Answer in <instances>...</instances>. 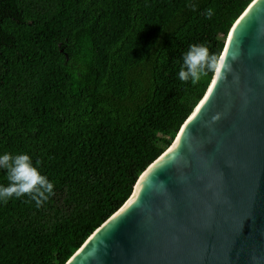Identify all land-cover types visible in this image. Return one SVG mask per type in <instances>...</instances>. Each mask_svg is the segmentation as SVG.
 Wrapping results in <instances>:
<instances>
[{
	"label": "trees",
	"instance_id": "1",
	"mask_svg": "<svg viewBox=\"0 0 264 264\" xmlns=\"http://www.w3.org/2000/svg\"><path fill=\"white\" fill-rule=\"evenodd\" d=\"M252 1L0 0V155L55 193L0 201V264H65L126 203L213 78L181 82L182 57H220Z\"/></svg>",
	"mask_w": 264,
	"mask_h": 264
},
{
	"label": "water",
	"instance_id": "2",
	"mask_svg": "<svg viewBox=\"0 0 264 264\" xmlns=\"http://www.w3.org/2000/svg\"><path fill=\"white\" fill-rule=\"evenodd\" d=\"M220 57L173 143L65 264H264V0Z\"/></svg>",
	"mask_w": 264,
	"mask_h": 264
},
{
	"label": "clouds",
	"instance_id": "3",
	"mask_svg": "<svg viewBox=\"0 0 264 264\" xmlns=\"http://www.w3.org/2000/svg\"><path fill=\"white\" fill-rule=\"evenodd\" d=\"M205 15L210 19L212 10L208 9ZM182 59L183 64L178 74L181 82L196 83L208 73H221L223 67L222 58L217 54H210L209 48L204 44L191 45ZM0 169L6 171L9 181L8 186H0V201L6 203L13 196L21 198L27 195L39 208L55 194L54 184L33 166L31 157L27 154L0 155Z\"/></svg>",
	"mask_w": 264,
	"mask_h": 264
},
{
	"label": "bare ground",
	"instance_id": "4",
	"mask_svg": "<svg viewBox=\"0 0 264 264\" xmlns=\"http://www.w3.org/2000/svg\"><path fill=\"white\" fill-rule=\"evenodd\" d=\"M230 37H231V36H230ZM228 44H229V41H228ZM228 44H227V45H228ZM146 174H147V173H145V174L143 175L142 179L146 176ZM142 179L140 180L141 182H140L139 185L137 186L135 196H136L137 192H138L139 189H140V184H142ZM135 196H134V197H135ZM133 199H134V198H133ZM133 199H132L131 201H133Z\"/></svg>",
	"mask_w": 264,
	"mask_h": 264
}]
</instances>
